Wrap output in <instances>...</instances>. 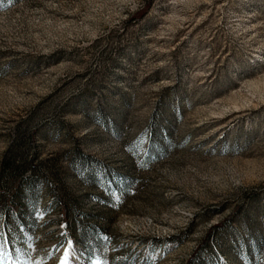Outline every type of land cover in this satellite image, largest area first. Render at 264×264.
Returning a JSON list of instances; mask_svg holds the SVG:
<instances>
[{
  "label": "rangeland",
  "instance_id": "374dc122",
  "mask_svg": "<svg viewBox=\"0 0 264 264\" xmlns=\"http://www.w3.org/2000/svg\"><path fill=\"white\" fill-rule=\"evenodd\" d=\"M0 228L4 264H264V0H0Z\"/></svg>",
  "mask_w": 264,
  "mask_h": 264
},
{
  "label": "snow or ice",
  "instance_id": "6c2138e0",
  "mask_svg": "<svg viewBox=\"0 0 264 264\" xmlns=\"http://www.w3.org/2000/svg\"><path fill=\"white\" fill-rule=\"evenodd\" d=\"M64 227V225H61ZM3 232V229L0 228V233ZM66 247L63 248V254L60 257V264H69V259L75 258L80 254V249L75 247V241L73 239L66 240ZM12 246V252L9 253L7 250ZM30 247V246H29ZM23 251L22 249L17 250L13 246V241L9 239L6 235L0 234V264H4V262L8 259H12L13 256H16L18 252ZM28 264H38V262L29 261ZM91 264H99V260H92ZM107 264V261H105Z\"/></svg>",
  "mask_w": 264,
  "mask_h": 264
}]
</instances>
